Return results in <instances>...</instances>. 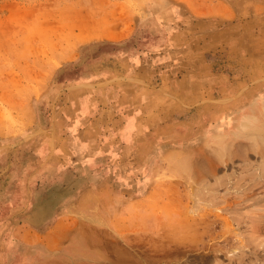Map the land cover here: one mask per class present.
<instances>
[{
  "label": "rangeland",
  "instance_id": "1",
  "mask_svg": "<svg viewBox=\"0 0 264 264\" xmlns=\"http://www.w3.org/2000/svg\"><path fill=\"white\" fill-rule=\"evenodd\" d=\"M0 264H264V0H0Z\"/></svg>",
  "mask_w": 264,
  "mask_h": 264
},
{
  "label": "bare ground",
  "instance_id": "2",
  "mask_svg": "<svg viewBox=\"0 0 264 264\" xmlns=\"http://www.w3.org/2000/svg\"><path fill=\"white\" fill-rule=\"evenodd\" d=\"M249 132V131H248ZM228 218V217H227ZM229 222V221H228Z\"/></svg>",
  "mask_w": 264,
  "mask_h": 264
}]
</instances>
